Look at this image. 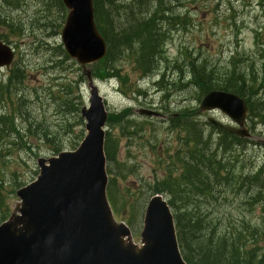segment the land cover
<instances>
[{
    "label": "rangeland",
    "instance_id": "374dc122",
    "mask_svg": "<svg viewBox=\"0 0 264 264\" xmlns=\"http://www.w3.org/2000/svg\"><path fill=\"white\" fill-rule=\"evenodd\" d=\"M166 2L163 12L172 15L175 24L167 27L163 23L167 36L156 70L143 75L134 58L123 57L114 64L125 78L122 87L117 79L103 81L92 76L94 65L84 67L65 56L61 32L67 10L62 9L59 0H0V41L15 51L12 65L0 69V81L6 84L9 74L17 70L24 75L16 89L13 87L11 97L0 99V116L12 121H8L11 130L5 134L0 130L8 222L16 221L20 215L22 202L17 192L37 179L39 159L48 160L60 152L73 151L86 136L82 110L88 106L92 85L105 99L110 115L131 110L133 123L142 127L136 143L126 137L121 139L117 157L121 163L133 167L120 182L121 192L127 195L132 190L137 194L133 201L143 203L138 211L133 213L129 208L123 218L115 219L118 224L126 221L124 224L131 229L133 234L126 239L127 243L142 245L144 213L152 196L146 191V184L166 176L164 168L174 159L171 157L177 153L180 138L185 137L184 133L169 130L171 119L191 116L204 129L205 139L211 135L212 143L225 140L213 130L208 119L213 117L224 123H229V119L221 113H199L204 96L193 82L189 64L204 65L219 82L236 69L245 76L246 89L251 84V75L261 81L264 0ZM156 6H150L151 13ZM127 18L123 12L115 14L121 26ZM139 89L142 94L134 93ZM142 108L158 111L163 117L140 116L136 111ZM106 128L110 130L108 125ZM248 128L252 138L222 152L226 161L237 166L238 174L255 172L264 164V123L249 116ZM222 194L220 200H211L212 205L202 206L203 210H210L217 229L226 228L225 216L229 215L230 223L237 224L242 219L264 230L262 204H246V198L234 194L229 186ZM259 241L262 246L264 236Z\"/></svg>",
    "mask_w": 264,
    "mask_h": 264
},
{
    "label": "trees",
    "instance_id": "16d2710c",
    "mask_svg": "<svg viewBox=\"0 0 264 264\" xmlns=\"http://www.w3.org/2000/svg\"><path fill=\"white\" fill-rule=\"evenodd\" d=\"M93 3L97 28L107 43V55L94 65L92 76L103 81L117 79L123 87L125 78H122L120 69L114 64L126 56L134 58L143 75L152 74L159 64V56L167 36L163 23L166 22L168 27L175 24L172 15L163 12L166 0H93ZM152 4L157 5V8L151 13ZM61 7L64 10L63 5ZM121 12L128 17V21L122 26L115 19V14L121 15ZM189 66L193 82L199 86L203 96L213 90L237 94L247 102L251 118L264 123V73L261 81L256 80L254 74L251 75V84L246 89V78L237 73L236 69L230 70L219 82L204 65L195 66L190 63ZM22 78L24 75L17 70L7 77L6 84L0 81V99L11 97L13 87L16 89L23 81ZM161 84L162 80L157 83L158 86ZM134 93L140 95L142 91L139 89ZM131 115V110L109 115L107 125L110 130L105 135L104 151L108 175L106 193L117 219L123 218L124 212L130 209L133 213L138 211L143 204L139 200L133 201L137 199L134 191L129 190L126 195L120 190L121 180L133 170L132 166L118 161L121 139L126 137L130 142L136 143L137 134L142 131V127L133 123ZM193 115L195 114L192 113ZM190 117L171 119L169 130L184 133L185 137L180 138L177 153L171 157L174 159L164 168L166 176L151 184L147 183L146 191L150 195L162 194L167 198L174 213L179 246L187 264H264V242L261 246L259 241L260 236H264L262 228L242 219L237 224L230 223L228 215L225 216L226 228L217 229L210 210L202 209L203 204H211V200L223 198L222 193L229 185V190L234 194L246 198V204H262L264 211V164L255 172L238 174L237 166L226 161L222 152H227L229 147L243 140L220 130L219 134L225 140L212 143V136L205 139L204 129ZM8 121L12 122L7 116H0L2 134L11 130ZM116 131L119 133L116 134ZM3 164L0 158V224L9 219L7 189L1 170Z\"/></svg>",
    "mask_w": 264,
    "mask_h": 264
},
{
    "label": "water",
    "instance_id": "95a60500",
    "mask_svg": "<svg viewBox=\"0 0 264 264\" xmlns=\"http://www.w3.org/2000/svg\"><path fill=\"white\" fill-rule=\"evenodd\" d=\"M63 2L69 9L61 35L66 52L83 66L101 61L107 46L95 23L93 0ZM12 60V49L0 42V67L9 66ZM214 110L241 129L209 118L214 126L240 137L250 136L244 127L247 105L240 97L211 91L202 99L199 112ZM138 113L161 116L148 109ZM82 116L87 135L80 146L48 160L41 158L38 178L18 191L23 204L20 216L0 225V264H187L173 212L162 195H154L147 204L143 245L126 242L131 230L115 222L106 197L108 112L93 85Z\"/></svg>",
    "mask_w": 264,
    "mask_h": 264
},
{
    "label": "flooded vegetation",
    "instance_id": "af4514ba",
    "mask_svg": "<svg viewBox=\"0 0 264 264\" xmlns=\"http://www.w3.org/2000/svg\"><path fill=\"white\" fill-rule=\"evenodd\" d=\"M245 126L248 128V120L246 121V124H245Z\"/></svg>",
    "mask_w": 264,
    "mask_h": 264
},
{
    "label": "bare ground",
    "instance_id": "6f19581e",
    "mask_svg": "<svg viewBox=\"0 0 264 264\" xmlns=\"http://www.w3.org/2000/svg\"><path fill=\"white\" fill-rule=\"evenodd\" d=\"M157 28V27H156ZM119 30V29H118ZM120 31V30H119ZM151 32V31H150ZM124 33V32H123ZM151 36V35H150ZM149 43V42H148ZM150 45V44H149Z\"/></svg>",
    "mask_w": 264,
    "mask_h": 264
}]
</instances>
